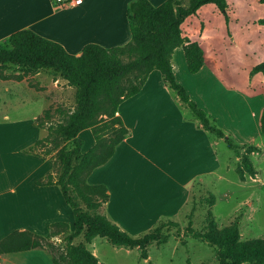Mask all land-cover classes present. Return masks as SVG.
<instances>
[{
  "label": "trees",
  "instance_id": "obj_1",
  "mask_svg": "<svg viewBox=\"0 0 264 264\" xmlns=\"http://www.w3.org/2000/svg\"><path fill=\"white\" fill-rule=\"evenodd\" d=\"M260 2L264 4V0ZM209 5L215 6L228 21L227 0H167L159 6L149 0H133L127 9L132 38L126 45L105 48L87 44L77 56L70 54L62 44L25 29L11 35L7 46L0 47L1 79L22 81L47 70L77 88V105L66 121L49 126L47 135L26 150L42 158L55 152L56 161L61 165L59 177L49 174L38 185L56 184L61 188L73 211L75 230L70 232L68 224L56 223L50 226L47 237L15 231L0 241V255L48 249L54 264H100L86 245L103 238L114 246L139 249L142 257L148 258L147 247L158 239L167 223L162 222L149 233L133 238L104 213V205L109 200L107 188L90 185L87 180L96 168L112 158L117 146L126 138L128 129L116 115L118 108L141 92L154 70L162 74L168 87L190 108L202 128L210 135L225 139L239 155L240 163L236 168L239 179L245 182L248 177L255 178L257 171L250 158L256 147L237 145L230 136L226 138L216 120L191 99L173 72L172 57L180 47L184 50L189 72L196 74L202 69L204 51L198 42L189 40L187 26L192 16H199ZM261 23L264 25V19ZM11 67L18 69L14 76L7 73ZM255 88L264 89V61L251 71L248 89ZM50 114L46 112V119ZM37 121L36 124L44 128L45 121L40 119L39 124ZM88 129L92 131L95 145L84 152V144L78 136ZM261 133L264 135V111ZM64 142L71 144L62 146ZM48 144L52 147L46 149L45 154L37 152L38 146ZM214 202L211 198L210 203ZM169 222L178 226L174 221ZM204 227L205 231L194 233V237L216 249L218 264H264V237L244 241L237 223L219 229L211 213ZM58 237L64 238V249L52 242ZM80 237L84 242L76 244Z\"/></svg>",
  "mask_w": 264,
  "mask_h": 264
},
{
  "label": "crops",
  "instance_id": "obj_2",
  "mask_svg": "<svg viewBox=\"0 0 264 264\" xmlns=\"http://www.w3.org/2000/svg\"><path fill=\"white\" fill-rule=\"evenodd\" d=\"M131 1L83 0L82 5L63 8L59 7L55 0H0V47L7 46L11 35L25 29L62 44L70 54L77 56L82 54L87 44H98L105 48L126 45L132 38L127 18L128 4ZM149 1L154 6H159L167 0ZM209 8L212 17L207 15ZM213 21L216 24L214 27ZM224 22L225 17L215 6H206L199 16H192L188 20V38L193 42H196L194 40L197 38L207 37L222 40L225 34ZM204 24L206 26L210 24L211 27L202 33L201 25ZM68 27L69 30L76 28L74 35L78 40L74 41V37L72 38L73 43L75 42L72 49L60 41L59 34L54 33L61 31L66 35L65 28ZM212 27L213 31L207 34ZM82 40L84 42L80 43ZM224 55L222 42L212 52L204 51L205 61L202 69L191 75L200 77L207 74L210 78L223 80ZM185 64L187 65V61ZM172 66L178 82L185 85L178 77L173 58ZM40 74L42 71L33 77ZM14 79L0 78V82L6 86V92L11 95L21 91V83L27 77L22 81ZM61 80L60 77L52 79L51 85L56 83L58 86ZM247 81L248 86L249 80ZM262 90L264 93L263 88ZM182 104L176 93L168 87L162 74L154 70L148 76L141 92L119 106L116 115L124 122L128 134L117 146L112 158L96 168L87 180L90 185H103L107 188L109 200L104 205V213L112 222L119 225L120 221L127 220L150 227L158 222L165 210H169L165 205L167 199L163 195L165 182L169 181L178 187L182 185L186 190L189 187L193 193L197 184L195 179L211 173L213 141L199 121L198 124H189L184 119L179 110ZM202 107L210 111L206 106ZM3 117L9 119L7 114ZM38 117L40 115L34 114L27 133L19 131L13 125L0 126V173L4 175V181L7 183V188L0 193L4 196V206L0 208V241L15 231H29L47 237L50 226L56 223L68 224L70 232H73L70 222L64 218L68 217L69 205L62 195L61 188L56 184L38 185V182L45 180L49 174H55L53 159L26 152L47 135V129L36 124ZM182 126H188L185 131L193 142L197 143L199 140L197 159L201 166L197 171L191 170L192 165L188 160L181 161L177 154L176 162L166 160L161 151L167 147H176V138ZM78 137L84 147L87 145L91 148L95 145L90 129L82 131ZM9 140L12 144L7 143ZM15 141L17 144H14ZM202 152H205L204 158ZM207 152L210 155L208 167ZM0 264L54 263L48 249H32L0 255Z\"/></svg>",
  "mask_w": 264,
  "mask_h": 264
},
{
  "label": "rangeland",
  "instance_id": "obj_3",
  "mask_svg": "<svg viewBox=\"0 0 264 264\" xmlns=\"http://www.w3.org/2000/svg\"><path fill=\"white\" fill-rule=\"evenodd\" d=\"M227 2L228 21L224 22L225 34L222 40L209 37L194 40L201 44L206 53L212 52L222 42L225 49L223 80L210 78L207 74L200 77L189 74L181 47L175 50L172 58L177 67L178 77L186 86L181 84L190 89L189 91L186 88L191 99L216 120L218 127L226 133V138L230 136L237 145L256 147L250 159L257 175L255 178L248 177L245 182L241 181L236 172L240 163L239 155L228 146L225 139L209 134L213 141L212 171L195 179L197 184L193 193L189 187L186 190L182 185L178 187L167 181L164 183L163 195L167 199L165 205L169 210L163 212L164 215L160 216L156 224L148 227L127 220L120 221L119 225L115 223L133 238L149 233L162 222L167 223L158 239L147 247L148 258L144 259L139 249L114 246L107 239L96 238L86 246L95 253L100 264H218L216 249L194 237V233L205 231L204 225L209 213L215 217L219 229L237 223L244 241L264 237V135L260 130L264 93L262 88L249 90L246 85L253 67L264 61V25L261 23L264 19V4L260 0H227ZM210 9L207 13L208 17H212ZM99 14L104 16L101 12ZM209 25H201L202 33L211 27ZM214 26L216 24L213 21ZM69 27L65 28L66 35L61 31L54 33L59 34L60 41L72 49L75 47L72 38L74 37V41L78 39L74 35L76 28L69 30ZM213 27L207 34L213 31ZM82 42L84 41H80ZM7 73L14 76L18 73V69L11 67ZM58 77L47 70L42 71L38 77L30 75L21 83V91L16 95L6 92V86L0 82V126L13 125L19 131L27 133L34 114L40 115L38 124L40 119L45 121L43 124L45 129L65 122L76 108L77 88L69 85L62 77H60L62 82L57 84L58 86L56 83L52 86L51 80H56ZM179 110L189 124H198L197 118L188 106L182 104ZM48 111L51 114L46 119L45 115ZM6 114L9 115V119H4L3 116ZM187 127L182 126L179 130L176 147H167L161 151L166 160L176 162L177 154L181 157V161L188 160L192 165L191 170L197 171L201 166L197 159L200 143L199 140L197 143L191 140L185 131ZM16 142L14 144H17ZM7 143L12 144V141L9 140ZM70 144L64 142L62 146ZM51 147L50 144L38 146L37 152L45 154L46 149ZM91 148L86 145L83 150L88 152ZM241 152L245 153V149ZM204 153L202 152L203 158ZM48 158L53 159L55 177H59L61 165L56 161L55 152ZM206 158L208 167L210 160L208 152ZM4 179V175L0 173V193L7 188ZM211 198L215 199L214 204L210 203ZM3 199L4 196L0 195V208L4 206ZM68 209V217L64 218L70 222L71 230L74 231L73 211L70 206ZM169 221H174L178 226L170 224ZM52 242L61 249L65 248L63 237L55 238ZM83 242L81 237L76 240V244Z\"/></svg>",
  "mask_w": 264,
  "mask_h": 264
},
{
  "label": "built area",
  "instance_id": "obj_4",
  "mask_svg": "<svg viewBox=\"0 0 264 264\" xmlns=\"http://www.w3.org/2000/svg\"><path fill=\"white\" fill-rule=\"evenodd\" d=\"M55 3L59 7L67 8L69 6H79V5H82L83 0H55Z\"/></svg>",
  "mask_w": 264,
  "mask_h": 264
}]
</instances>
